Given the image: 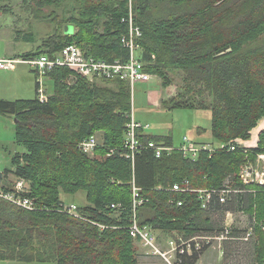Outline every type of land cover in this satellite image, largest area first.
Masks as SVG:
<instances>
[{
    "label": "trees",
    "instance_id": "trees-1",
    "mask_svg": "<svg viewBox=\"0 0 264 264\" xmlns=\"http://www.w3.org/2000/svg\"><path fill=\"white\" fill-rule=\"evenodd\" d=\"M13 1L55 24L38 45L16 57L53 55L76 44L85 55L109 62L128 58L121 41L129 29L128 0H0V12L12 14ZM45 7L52 8L48 14L42 11ZM132 8L145 70L159 77L163 88L173 83L174 75L181 79L176 93L162 99L161 106L209 110L210 133L220 143L250 139L264 116V0H132ZM65 25L72 26L73 33H65ZM15 32L18 41L36 42L30 30ZM33 72L34 97L0 98V114L14 119L13 140L23 149L3 169L27 180L29 196L36 202V209L28 210L0 199V260L138 264L129 233L134 182L145 200L136 212L139 225L167 234L217 236L227 212L253 214L257 225L248 241L252 251L246 263L264 264V185L241 186L238 180L246 158L264 153V130L252 148L201 151L195 159L180 151L157 157L143 149L133 159L126 158L120 154L131 111L126 81L101 80L114 83L111 87L56 67L47 75L48 100L40 102ZM97 131L103 138L90 156L79 143ZM138 133L146 142L174 143L169 135ZM112 148L115 151L107 155ZM227 178L245 191L230 193L225 202L210 194L205 207L197 192L171 190L184 179L193 189H221ZM79 190L85 191L87 201L77 206L82 218L64 211L60 197L61 192ZM244 233L233 227V239L222 240L224 263H239L235 257L246 242L240 239ZM207 248L177 264H195Z\"/></svg>",
    "mask_w": 264,
    "mask_h": 264
},
{
    "label": "built area",
    "instance_id": "built-area-1",
    "mask_svg": "<svg viewBox=\"0 0 264 264\" xmlns=\"http://www.w3.org/2000/svg\"><path fill=\"white\" fill-rule=\"evenodd\" d=\"M128 33L121 39L123 45L128 48L129 55L126 60L116 59L113 62H109L105 59H98L90 55H85L80 46L76 44H69L63 47L53 55L39 54L31 57H16L5 56L0 58V68L6 70H13L17 64L24 63L29 65L37 74V98L40 102L48 100V91L44 84V79L47 75L53 71L56 67H66L73 71L75 75H81L89 81L93 79H118L126 81L131 88L135 83L144 82L150 79L152 76L145 70L144 62L139 59L137 49L139 45L136 42L137 37L141 35V31L138 26L133 22V8L132 0H128ZM149 128L147 123L138 121L134 117V112L130 111L129 121L126 123L125 140L123 143L120 154L126 158L133 159L136 154H139L143 149H150L154 152L155 156L159 157L164 154L169 155L174 151H180L184 157L195 159L199 152L206 151L213 153L218 149H226L227 151L235 150L239 147L247 148L243 141L239 139L231 140L228 143H220L218 146H213L207 143H201L193 140L189 136L184 135L181 142L175 146L174 144H165L162 141L148 140L143 141L139 137L138 131H146ZM100 142L97 140L96 135H90L88 138L83 139L79 143L80 149L91 154L95 151V147ZM247 149H244L246 152ZM115 151L114 148L107 152V155L112 154ZM259 158H264V155H258ZM241 186L250 185H264V171H259L254 167L246 165L239 175ZM228 187V189L221 188L216 190L206 189H193L189 186L187 179H184L181 183H174L171 190L176 192H197L202 200V207H205L210 199V194H216L220 202H225L230 193L244 192L242 187ZM140 188L132 182V208L133 216L132 223L129 227V233L136 242H139L144 248L145 253L148 255L159 256L166 263H182L186 257L193 255V253L201 252L205 247H209L214 240H223L232 238L230 233L233 229L232 223H225L223 225V231L218 236L210 235H195L185 238L182 234L174 233V236L168 241V248L163 250L159 247L157 238L152 232V228L147 225H139L137 218V208L145 200L139 194ZM253 191V189H249ZM30 184L27 180L14 175L11 171L5 172L0 167V199H4L21 206L28 210L36 209V202L29 196ZM180 205L181 202H178ZM112 207H118V205L112 204ZM63 210L76 217L82 216L77 212V206L69 205L63 206ZM233 214L227 212L225 214ZM225 221V220H224ZM253 225H249V229L243 234L240 239L248 240L252 236Z\"/></svg>",
    "mask_w": 264,
    "mask_h": 264
},
{
    "label": "rangeland",
    "instance_id": "rangeland-1",
    "mask_svg": "<svg viewBox=\"0 0 264 264\" xmlns=\"http://www.w3.org/2000/svg\"><path fill=\"white\" fill-rule=\"evenodd\" d=\"M12 14H4L0 12V58L7 56L10 50L23 51L35 46V44L40 43L42 39L47 37L54 31L55 24L50 19H46L44 16L35 15L34 13H29L31 9L27 11L22 10V4L18 1H13L11 3ZM51 7H45L42 9L43 13H49ZM27 29L34 33L36 43H25V42H15L13 37L16 34L17 29ZM73 33V27H72ZM65 32V31H64ZM264 36V35H263ZM264 38V37H263ZM261 42V41H259ZM73 77L68 78L69 82ZM45 87L50 93V83L45 81ZM101 78L93 79L90 82H96L98 84H106L108 86L114 87V83L102 82ZM89 81V80H88ZM145 83H135L133 88H131V109L134 112L135 117L140 118L141 122L147 123L149 128L147 131L153 135H169L172 136L173 144L177 146L181 141L184 135L195 138L198 142H204L211 144L213 146H218L219 141H216L212 138L210 133V124H211V113L209 110L198 109V108H174L172 110H166L162 106L153 107L146 100V93L144 91L148 90H158L164 92V98H168L171 95L176 93V85L181 83L179 76L174 75L173 83L167 87L163 88L160 84L161 80L159 77L152 75L149 80L144 81ZM35 84V73L32 68L24 63L16 65V68L13 70H6L0 68V98L7 100H14L18 98H32L35 95L34 90ZM202 128V130H197ZM257 128H260L259 125ZM253 130V133L250 138V145L255 144L256 142V131ZM103 132H95L96 138L98 141H102ZM199 134V135H198ZM14 123L8 118L7 115L0 114V167H10L11 156L17 152L22 151V147L18 146L14 140ZM95 151L90 156H93ZM258 155H264V153H257L254 159H247L240 165L238 170V180L240 181L239 175L243 171L246 165L254 167L259 171H264V158H259ZM235 185V184H234ZM224 188L234 187L228 178L224 182ZM61 200L63 201L64 206L75 205L82 206L87 203L85 191L79 190L74 194L71 193H60ZM225 223H232L234 228L237 229H249V225H253L252 237L246 242L242 243L241 251L238 257H235V260L238 261V264H250L246 263L249 257V251H252L251 238L255 236L254 227L257 225L254 215L248 214L247 212H236L233 214H228L225 217ZM224 224V223H223ZM261 224V223H260ZM259 224V225H260ZM261 228H264V224L260 225ZM153 234L157 238L158 245L161 249L166 250L168 248V241L174 236V234H163L159 231L152 230ZM249 241V242H248ZM135 251L138 253L142 251L141 248H145L134 239ZM221 240H214L213 243L208 247L205 256L202 258L200 263L197 264H233L232 260L227 261V263H222L223 251L221 246ZM246 243V244H245ZM141 253V252H140ZM139 254V253H138ZM146 254V253H145ZM148 255V254H146ZM153 256V255H150ZM217 259H220L218 262ZM164 261V260H163ZM165 262V261H164ZM0 264H51L49 262H21L17 260H0ZM141 264V263H140ZM154 264H168V263H154ZM177 264V263H171Z\"/></svg>",
    "mask_w": 264,
    "mask_h": 264
},
{
    "label": "crops",
    "instance_id": "crops-1",
    "mask_svg": "<svg viewBox=\"0 0 264 264\" xmlns=\"http://www.w3.org/2000/svg\"><path fill=\"white\" fill-rule=\"evenodd\" d=\"M73 31H74V28H73ZM15 37V36H14ZM13 37V40H15V42H17L18 43V40H16L15 38ZM19 42H21V41H19ZM36 42H34V44H35ZM38 44H39V42H38ZM38 44H35V46L36 45H38ZM32 48V47H31ZM31 48H29V49H27V50H21V51H13V50H10V52H9V54H7V56H14V55H16V54H18V53H22V52H24V51H28V50H30ZM137 54L139 55L140 54V48L139 49H137ZM46 80L45 81H48L49 79H48V77H46L45 78ZM143 83H145V82H142V84ZM140 84H141V82H140ZM35 85V84H34ZM144 93H146V100H147V102L151 105V106H153V107H160L161 106V100L162 99H164V97H163V95H165L164 94V92H161V91H158V90H151V88L149 89L148 88V90L146 91H144ZM8 116V118H10L12 121H13V123H14V119L11 117V116H9V115H7ZM134 117H135V115H134ZM138 121H141L140 120V118H138V117H135ZM259 125V127L260 128H257V126ZM257 128V131H256V142H255V144H253V145H250V144H248V143H250V139H247V140H243V139H241L242 141H243V143H244V145L247 147V148H252V147H254V146H256V144H257V141H258V134L260 133V131H262V130H264V116L258 121V123H257V125L253 128V130H255ZM198 130V129H197ZM253 130H251V132H250V135H252V133H253ZM147 134H150L147 130L145 131ZM153 135V134H152ZM199 135V134H198ZM190 138H192V137H190ZM251 138V137H250ZM193 140H195V138H192ZM196 141V140H195ZM181 142V141H180ZM179 142V143H180ZM198 142V141H197ZM201 143H204V142H201ZM22 151H23V149H22ZM156 231H159L160 233H163V234H167V233H165V232H163V231H160V230H156ZM142 249V251H139L138 253H137V255H138V264H154V263H165L164 261H163V259L161 258V257H159V256H150V255H146L145 254V252H144V249L143 248H141ZM208 250V248L201 254V256L199 257V259L195 262V264H197V263H200V261L202 260V258L205 256V254H206V251ZM141 252V253H140ZM218 260V262H220L219 260L220 259H217ZM222 260V263H223V258L221 259Z\"/></svg>",
    "mask_w": 264,
    "mask_h": 264
},
{
    "label": "water",
    "instance_id": "water-1",
    "mask_svg": "<svg viewBox=\"0 0 264 264\" xmlns=\"http://www.w3.org/2000/svg\"><path fill=\"white\" fill-rule=\"evenodd\" d=\"M71 30H72V26H70V25H65L64 26L65 33H70V32H72Z\"/></svg>",
    "mask_w": 264,
    "mask_h": 264
},
{
    "label": "bare ground",
    "instance_id": "bare-ground-1",
    "mask_svg": "<svg viewBox=\"0 0 264 264\" xmlns=\"http://www.w3.org/2000/svg\"><path fill=\"white\" fill-rule=\"evenodd\" d=\"M222 231V230H221ZM217 235V234H216ZM218 236V235H217Z\"/></svg>",
    "mask_w": 264,
    "mask_h": 264
}]
</instances>
